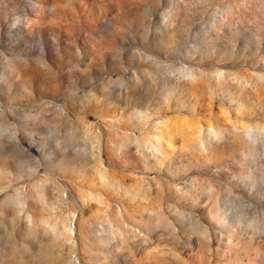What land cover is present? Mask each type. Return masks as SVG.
Returning <instances> with one entry per match:
<instances>
[{"label":"rangeland","instance_id":"374dc122","mask_svg":"<svg viewBox=\"0 0 264 264\" xmlns=\"http://www.w3.org/2000/svg\"><path fill=\"white\" fill-rule=\"evenodd\" d=\"M0 264H264V0H0Z\"/></svg>","mask_w":264,"mask_h":264}]
</instances>
